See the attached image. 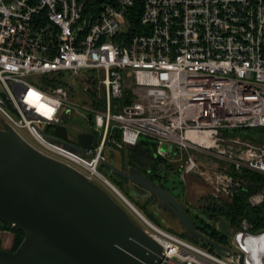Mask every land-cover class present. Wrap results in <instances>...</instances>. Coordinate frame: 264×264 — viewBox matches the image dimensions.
<instances>
[{"label": "built area", "instance_id": "built-area-1", "mask_svg": "<svg viewBox=\"0 0 264 264\" xmlns=\"http://www.w3.org/2000/svg\"><path fill=\"white\" fill-rule=\"evenodd\" d=\"M82 111L92 140L72 152L53 132ZM3 125L113 189L99 172L113 134L125 147L145 139L157 146L155 158L179 161L182 179L199 175L216 200L231 199L244 171L264 175V144L225 139L264 127V0H0ZM196 153L211 158L209 172ZM263 201L264 189L248 199ZM155 232L166 258L264 264V232L235 233L241 251L224 247L226 257Z\"/></svg>", "mask_w": 264, "mask_h": 264}, {"label": "water", "instance_id": "water-1", "mask_svg": "<svg viewBox=\"0 0 264 264\" xmlns=\"http://www.w3.org/2000/svg\"><path fill=\"white\" fill-rule=\"evenodd\" d=\"M54 142L69 151L83 152L91 133L68 143L65 126H57ZM166 146L162 147V151ZM104 165L125 178L137 192L154 196L193 240L202 241L218 256L226 249L202 235L182 206L155 181L137 169L122 172L107 150ZM0 222L25 232L15 252L0 249V264H192L188 253L166 258L161 246L118 208L92 182L74 169L41 154L6 126L0 129ZM216 229L228 239V222Z\"/></svg>", "mask_w": 264, "mask_h": 264}, {"label": "rangeland", "instance_id": "rangeland-1", "mask_svg": "<svg viewBox=\"0 0 264 264\" xmlns=\"http://www.w3.org/2000/svg\"><path fill=\"white\" fill-rule=\"evenodd\" d=\"M86 112L79 113L76 112L64 122V126L69 134L70 142L73 144L77 143V136L80 133L88 132L89 127L85 121L84 116ZM252 133L236 135L234 133H228L225 135L226 140H234L236 138L240 139V142L243 146H255L261 145L264 143L253 142L250 140ZM20 135L26 143L39 148L34 139L25 131H20ZM116 134H113L114 143H109L107 148L110 151H113V162L115 163L116 168L123 169L127 171L129 168V151L131 148L125 147L119 144L118 139L115 138ZM257 136V135H256ZM254 135V138L256 137ZM142 141L149 142L147 145L148 149L155 152L157 146L153 142L143 139ZM229 142V141H228ZM198 160L203 165L204 171L209 172L211 168V158L208 156L196 153ZM155 158V157H154ZM153 159L154 166L157 176L153 174L154 181L162 189L168 191L180 205L187 207L188 214L191 217L192 221L195 224H198L202 227L205 225H214V221H209L206 215H209V208H212V203L216 201L213 197L212 190L209 189L208 185L204 182L203 178L199 175H188L185 178H181L176 173L179 161H170L168 159H160L161 162L157 159ZM99 172L105 176L111 185L115 188H110L105 182L98 179H94L92 182L102 193L106 194L113 203L128 216V218L137 226H139L148 236L155 234V230L149 226L152 225L160 232L176 238L179 241L188 243L196 249L202 251H207L204 248L203 244L197 243L193 244L189 236H187L184 226L173 219L168 213L162 211H155L153 207H139L134 200L129 196L125 191V182L121 181L115 174H112L110 170L104 165L99 168ZM230 198L222 199L223 202L230 201ZM151 202V200H150ZM202 224V225H201ZM243 230V229H242ZM245 231H232V237L235 233H243ZM247 233V232H245ZM263 233V232H260ZM230 239L229 248L233 251H241L239 248L232 242ZM23 237L18 240V231L15 227L11 225H5L0 223V249L7 252H15L18 246L21 244ZM18 241V242H17ZM18 244V245H17ZM195 258H201L199 255L192 253Z\"/></svg>", "mask_w": 264, "mask_h": 264}, {"label": "trees", "instance_id": "trees-1", "mask_svg": "<svg viewBox=\"0 0 264 264\" xmlns=\"http://www.w3.org/2000/svg\"><path fill=\"white\" fill-rule=\"evenodd\" d=\"M127 18L129 23L133 25L132 33H134V27H137V17L131 14ZM232 133L236 135H245L248 133H252V137L250 138L251 141L264 143V127L234 130L232 131ZM254 135L257 136L254 138ZM115 138L119 139V134H116ZM148 144L149 142L139 141L136 145H134V147H128L132 149L129 151L130 156L128 159V165L133 169H137L143 175L154 181L153 174L157 176V172L155 170L153 159H156L155 161H157L158 158H154V152L148 149ZM158 160L160 162L162 161L160 159ZM243 178L244 184L241 187V190L235 193L231 200L227 203L221 200H216L215 202H213L212 208H209L210 214L206 216L209 221H214L216 224L219 221L228 222L233 232L243 231V223H245L247 225L246 231L248 233L258 235V233L264 232V201L257 206H252L251 204H249L248 199L249 197L256 195L264 189V175L244 171ZM194 225L196 227V230H198L202 235L206 236L210 241H214L222 247H228L230 239H226L222 235H220L219 231L216 229V226H203L201 224V227L198 224H195V222ZM15 228L18 231V240H20L22 237H24L25 232L18 229L17 227ZM189 239L193 244H203L204 248L207 249L209 253L215 252L204 242L199 240L195 241L190 236Z\"/></svg>", "mask_w": 264, "mask_h": 264}, {"label": "flooded vegetation", "instance_id": "flooded-vegetation-1", "mask_svg": "<svg viewBox=\"0 0 264 264\" xmlns=\"http://www.w3.org/2000/svg\"><path fill=\"white\" fill-rule=\"evenodd\" d=\"M114 163V162H113ZM121 170V169H120ZM122 172H126L125 170H121ZM116 175V174H115ZM121 181L125 182V191L129 194V196L134 200V202L139 206V207H153L155 211L159 212H165L168 213L165 209H163L160 205V203L154 198V196H146L144 194H141L134 190L128 183V181L123 178L122 176L116 175ZM151 200V202H150ZM169 214V213H168ZM170 215V214H169ZM171 216V215H170Z\"/></svg>", "mask_w": 264, "mask_h": 264}, {"label": "bare ground", "instance_id": "bare-ground-1", "mask_svg": "<svg viewBox=\"0 0 264 264\" xmlns=\"http://www.w3.org/2000/svg\"><path fill=\"white\" fill-rule=\"evenodd\" d=\"M113 190H115V189H113ZM116 191V190H115ZM149 226H151L154 230L156 229L154 226H152V225H149Z\"/></svg>", "mask_w": 264, "mask_h": 264}]
</instances>
